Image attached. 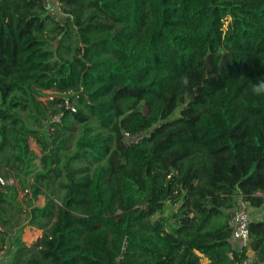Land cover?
Here are the masks:
<instances>
[{"label":"trees","instance_id":"obj_1","mask_svg":"<svg viewBox=\"0 0 264 264\" xmlns=\"http://www.w3.org/2000/svg\"><path fill=\"white\" fill-rule=\"evenodd\" d=\"M260 76L264 0H0V171L32 176L0 253L19 214L44 232L6 264H264V219L229 224L264 213Z\"/></svg>","mask_w":264,"mask_h":264},{"label":"rangeland","instance_id":"obj_2","mask_svg":"<svg viewBox=\"0 0 264 264\" xmlns=\"http://www.w3.org/2000/svg\"><path fill=\"white\" fill-rule=\"evenodd\" d=\"M52 11L57 17L61 18V16L59 15V12L57 10V5L52 6ZM45 95L46 96L43 97V99L47 100V96L49 95V93L46 92ZM46 130L47 129H44L43 133H46ZM45 136L48 137L47 134H45ZM29 143H30V149L34 152V154L36 156L41 157L43 154H45L47 152V147L43 142H41V140H39L37 138H30ZM11 154H12V152H11ZM11 157H12L11 167L2 168L0 171V174L3 177H5L7 172H9V179L8 180H9L10 184H12L13 187L17 191V195H15L16 199L11 200V206L13 208H16V209H20V208L25 209L28 207L27 202L32 200L31 189L28 190V192L26 190L27 188H29V179H31L32 176L31 175H30V177L27 176V174L23 170V169H25V167H23L20 162H16L12 155H11ZM33 164L40 166L39 160L32 161L30 163V166ZM16 165H18L20 167V170L16 171L13 168V167H16ZM31 168H34V167H31ZM12 196H14V195H12ZM44 203H45L44 197L40 196L37 202L36 201L33 202V205L41 206ZM244 206L246 207V205H244ZM12 210H15V209H12ZM246 210L250 213L251 219H253V218L264 219V213L261 210L255 211V210L248 209V207L246 208ZM16 214H17V211H14L13 217H16ZM19 218H20L21 225H16L13 233L9 234V236L6 240L7 241L6 247L4 248V252L2 254V256H4V258L6 257L7 262L10 261V258L13 257V255H14V252L16 250L15 244H16L17 238H21L22 241L25 242L26 245L31 246L33 244V242H35L36 240L41 238L44 234L43 231H40L37 228H32L31 226H28L25 214H19ZM18 222H19V220H18Z\"/></svg>","mask_w":264,"mask_h":264},{"label":"built area","instance_id":"obj_3","mask_svg":"<svg viewBox=\"0 0 264 264\" xmlns=\"http://www.w3.org/2000/svg\"><path fill=\"white\" fill-rule=\"evenodd\" d=\"M51 95V92H48ZM48 95V96H49ZM48 99V98H47ZM66 108L71 111H76L75 107L68 101H66ZM60 117H56V121H60ZM142 136H130L128 133L125 134V142H138ZM0 183L2 185H8L10 182L5 181L2 177H0ZM28 192V191H27ZM251 221L250 213L244 208H236L231 212V218L229 221L230 227L232 229V238L239 244V248L244 249L249 246L250 242V232H249V224ZM2 258V254L0 253V260Z\"/></svg>","mask_w":264,"mask_h":264},{"label":"clouds","instance_id":"obj_4","mask_svg":"<svg viewBox=\"0 0 264 264\" xmlns=\"http://www.w3.org/2000/svg\"><path fill=\"white\" fill-rule=\"evenodd\" d=\"M188 82L187 76L181 77V83L183 85H187ZM251 91L256 96H264V76L257 78V81L251 85Z\"/></svg>","mask_w":264,"mask_h":264},{"label":"crops","instance_id":"obj_5","mask_svg":"<svg viewBox=\"0 0 264 264\" xmlns=\"http://www.w3.org/2000/svg\"><path fill=\"white\" fill-rule=\"evenodd\" d=\"M56 5H57V10L59 11V8H58V7H59V4H58V2H56ZM32 228H35V227H32ZM38 230H39V229H38ZM40 231H42V230H40ZM36 241H37V240H36ZM36 241H35V242H36ZM33 243H34V242H33ZM30 245H31V244H30ZM27 246H29V245H27ZM3 252H4V251H2L1 254H3ZM3 258H4V256H2L1 260L4 261L5 264L8 263L7 260H6V257H5L4 259H3ZM1 260H0V263L2 262ZM208 263H209V261H208L207 259L204 258V259L202 260V263H201V264H208Z\"/></svg>","mask_w":264,"mask_h":264}]
</instances>
